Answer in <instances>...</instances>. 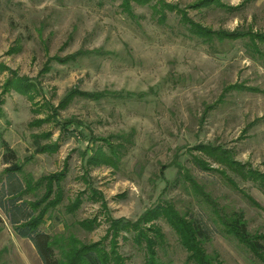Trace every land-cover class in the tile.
<instances>
[{
  "label": "rangeland",
  "instance_id": "rangeland-1",
  "mask_svg": "<svg viewBox=\"0 0 264 264\" xmlns=\"http://www.w3.org/2000/svg\"><path fill=\"white\" fill-rule=\"evenodd\" d=\"M163 1L213 30L264 33V0L198 8L189 6L201 0ZM156 2L0 0V137L17 154L19 179L41 182L24 198H41V179L64 172L58 201L38 208L40 229L64 244L72 237L109 249L110 219L136 221L167 201L213 226L205 247L223 264H264V252L257 256L221 230L184 177L187 171L226 212L241 210L251 234L264 235V193L206 157L212 170L193 163L204 157L195 147L210 144L229 149L246 171L264 173V57L251 56L243 39L203 43L175 10L159 23ZM99 149L110 165L87 163ZM5 167L0 161L3 178ZM0 216V264H42L1 208ZM154 223L164 234L161 264H189L172 227L164 218ZM116 249L126 264H144L132 232L120 233Z\"/></svg>",
  "mask_w": 264,
  "mask_h": 264
},
{
  "label": "trees",
  "instance_id": "trees-1",
  "mask_svg": "<svg viewBox=\"0 0 264 264\" xmlns=\"http://www.w3.org/2000/svg\"><path fill=\"white\" fill-rule=\"evenodd\" d=\"M138 3H148L151 0H134ZM218 0H201L189 7L198 8L201 6H210L218 3ZM223 5V4H219ZM127 6V8H125ZM225 6V5H223ZM154 10V17H157L159 23L166 20L167 9L175 10L180 15V21L185 26L191 36L197 37L203 43L211 45L214 41L222 42L225 39L235 40L243 39L244 46L251 56H262L264 54L259 47L264 44V33L260 31H226L213 30L210 27L203 26L192 21L185 10L175 8L168 5L163 0H157ZM125 11L129 13L130 5H124ZM236 7H230L235 9ZM24 92L23 89H19ZM53 147L56 145H52ZM50 145H45L40 152L49 150ZM195 149L204 157H194L193 163L203 170H212L207 160L225 166L228 170L235 173L242 180L252 181L264 193V173H258L248 169H244L243 164L233 159V154L229 149H223L220 146L210 144H199ZM111 154H115V150H110ZM0 161L6 165L3 169V175L0 176V208L7 216L14 231L17 235L27 238L34 246L42 264H126L125 258L117 252V238L121 232H132L135 244L144 252V264H161L158 256L157 247L163 243L164 234L161 228L154 222L159 218H164L172 227L181 246L186 251V262L189 264H223L219 253L208 252L205 244L211 240L214 229L208 222L201 217L194 215L182 214L171 202H163L155 205L153 208L145 211L136 221H130L123 218H114L109 220L108 234L111 236L110 248L101 242L82 243L79 240L69 237L67 243H63L62 239H56L49 233L40 229L42 219L41 213H38L40 204L46 202L45 207L54 204L60 196L59 182L64 176V172L54 173L44 176L46 181L44 195L35 200H27L24 195L33 192L41 182L32 183L31 177L24 180L19 179L17 172L21 171V166L17 163V154L9 143L0 137ZM90 165L108 164L110 165V156L102 152L100 149L87 159ZM220 173L232 184L237 187L236 183L221 170ZM191 187L197 194H200L204 200L210 205L211 211L215 215L214 222L217 223L221 230L228 235H232L239 242L245 244L254 254L261 257L264 252V235H253L247 228V222L241 210L226 212L220 207L211 196L204 192L194 178L187 172H184ZM56 188L54 189V185ZM57 196L48 203L46 200L50 198L54 192ZM250 199V198H249ZM0 223L2 218L0 216Z\"/></svg>",
  "mask_w": 264,
  "mask_h": 264
}]
</instances>
